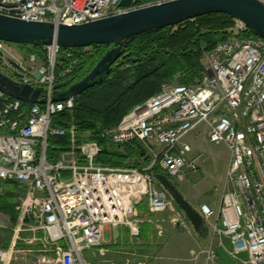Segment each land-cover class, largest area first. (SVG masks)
Segmentation results:
<instances>
[{
  "label": "built area",
  "instance_id": "built-area-1",
  "mask_svg": "<svg viewBox=\"0 0 264 264\" xmlns=\"http://www.w3.org/2000/svg\"><path fill=\"white\" fill-rule=\"evenodd\" d=\"M120 1L0 0V13L73 25L168 0H133L129 7H120ZM249 31L234 19L232 35L206 51V72L199 81L163 87L114 129L115 144L135 142L146 150L150 161L140 169L97 164L100 145H76L74 125L72 148L57 160L49 158L50 138L66 132L54 121L76 104L72 98L53 100L63 48L44 46L45 58L25 50L17 55L13 43L0 40V70L20 84L47 89L44 104L24 103L0 89V180L24 188L16 206L19 222L35 217V228L46 231L55 245L56 254L43 255L39 264H92L83 253L102 249L106 233L122 225L139 236L141 220H130L139 199L145 197L152 213L172 204L156 173L176 179L200 170L202 155L186 137L201 125L210 142L228 147L229 160L219 207L203 203L199 208L207 241L197 255L203 262L195 264H221L215 248L227 249L225 237L239 264H264V39Z\"/></svg>",
  "mask_w": 264,
  "mask_h": 264
},
{
  "label": "trees",
  "instance_id": "trees-1",
  "mask_svg": "<svg viewBox=\"0 0 264 264\" xmlns=\"http://www.w3.org/2000/svg\"><path fill=\"white\" fill-rule=\"evenodd\" d=\"M233 24L234 19L229 15L214 13L185 21L177 25L176 31L167 27L142 33L127 41L121 58L104 82L82 93L72 112L64 111L56 117L54 124L66 132L63 136L50 138L49 158L57 160L61 153L72 148L71 127L74 125L76 145L91 141L100 145L101 152L95 160L97 164L139 169L148 164L150 159L140 154L137 143L115 144L111 139V131L136 105L160 92L165 82L179 75L180 84L197 82L204 71L203 53L228 39L230 34L226 29ZM249 35L254 33L250 30ZM19 46L21 50L45 58L43 46ZM110 47L98 44L83 48H63L55 70L58 83L81 80ZM153 171L162 172L158 167ZM4 183L10 188L0 195V211L10 214L15 221L16 196L10 190L16 185L10 181Z\"/></svg>",
  "mask_w": 264,
  "mask_h": 264
},
{
  "label": "water",
  "instance_id": "water-1",
  "mask_svg": "<svg viewBox=\"0 0 264 264\" xmlns=\"http://www.w3.org/2000/svg\"><path fill=\"white\" fill-rule=\"evenodd\" d=\"M133 0H121L120 7L131 6ZM224 13L244 22L254 35L264 39V4L258 0H168L114 16L82 23L55 24L46 21H30L0 13V40L16 44L61 48H83L98 44L111 46L94 68L81 80L64 81L55 85L54 101L78 97L86 90L103 83L123 54L124 45L142 33L177 26L200 16ZM67 88L65 91H60ZM0 89L9 96L27 104H44L47 89L20 84L0 70ZM141 155L146 150L136 145ZM160 184L170 193L185 212L195 231L207 236V227L201 213L181 193L173 180L164 173H156ZM221 264H239L223 246L215 248Z\"/></svg>",
  "mask_w": 264,
  "mask_h": 264
},
{
  "label": "rangeland",
  "instance_id": "rangeland-1",
  "mask_svg": "<svg viewBox=\"0 0 264 264\" xmlns=\"http://www.w3.org/2000/svg\"><path fill=\"white\" fill-rule=\"evenodd\" d=\"M158 1L162 0H139L142 4L157 3ZM172 28V31L177 30V26ZM231 29L232 26L226 29L230 36L232 35ZM11 48L17 55H23L18 44L13 43ZM207 63V55L204 52L202 57L204 71L201 78L206 72ZM180 78L181 75L174 77L172 80L165 82L162 88L180 84ZM113 131L114 129L111 131V139ZM186 140L194 147V153L203 155L201 168L198 172L181 178H173L172 180L193 206L206 202L216 208L226 187L225 172L229 160V149L225 144L210 142L204 125L191 132L186 137ZM156 149L159 148L156 147ZM14 184L16 187L9 190L16 196V209L17 204L25 195V190L18 183ZM8 188L10 186L8 187L5 183H1L0 195L6 193ZM170 200L172 204L165 210L152 213L148 206L146 211H143V208L140 207L142 203H146L145 197L144 199H139V203H137L136 209L135 211L133 210L130 217V220H141L139 236L132 237L129 226L116 227V231L113 233L111 231L102 249L94 248L93 250L85 251L83 253L84 257L92 264L98 262L102 264H153V260L156 259L155 256L165 253L166 247H172L165 246L166 241L171 244L173 241L183 239L186 236H192L194 239L199 240V234L195 231L185 212L177 205L171 195ZM16 212L15 221H13L10 214L0 213V258L2 255L9 253L10 241L13 243L12 251L15 250L13 253L36 255V262L43 255H55V245L48 238L47 232L43 229L35 228L36 218L31 217L27 221L19 222L18 211L16 210ZM224 242L226 248L231 250L232 246L229 238L225 237ZM202 247L203 245L197 244L190 250V260L194 264L196 259L199 262L201 261V256L197 257V255ZM242 256L245 257L246 255L243 254ZM0 264H3L1 259Z\"/></svg>",
  "mask_w": 264,
  "mask_h": 264
},
{
  "label": "crops",
  "instance_id": "crops-1",
  "mask_svg": "<svg viewBox=\"0 0 264 264\" xmlns=\"http://www.w3.org/2000/svg\"><path fill=\"white\" fill-rule=\"evenodd\" d=\"M137 147V146H136ZM194 149V147H193ZM140 151V149L138 148ZM62 154V153H61ZM141 154V153H140ZM61 156V155H60ZM143 156V155H142ZM145 156V155H144ZM203 156V155H202ZM221 200V199H220ZM219 200V201H220ZM147 203V201H146ZM146 203L141 204V208H143V211L147 210ZM206 203L202 202L199 203L198 205H194L196 208H200L201 204ZM220 204V202H219ZM211 205V204H210ZM212 206V205H211ZM219 207V205H218ZM216 207V209L218 208ZM215 208V207H214ZM0 213H6L3 211H0ZM114 230L112 231V233ZM111 231H108L106 233V240L109 238ZM116 234V232H115ZM199 240L194 239V237H183V239H178L173 241V243L170 244V242L166 241L165 246H172V247H166L165 253L161 254L160 256H155L156 259L153 260V264H194L192 260H190V250L192 247L196 246L197 244L204 245L207 241V237H201L199 235ZM20 245V244H19ZM10 249H8V254L7 255H2L1 256V262L3 264H36V255L33 254H20L18 252L13 253L15 250L12 251L13 243H9ZM4 250V249H3ZM203 258H201V261L203 262Z\"/></svg>",
  "mask_w": 264,
  "mask_h": 264
}]
</instances>
